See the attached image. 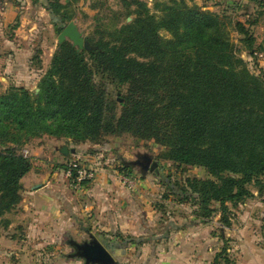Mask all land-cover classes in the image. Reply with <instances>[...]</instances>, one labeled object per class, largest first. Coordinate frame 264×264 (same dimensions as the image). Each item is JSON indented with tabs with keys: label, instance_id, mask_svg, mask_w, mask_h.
Returning a JSON list of instances; mask_svg holds the SVG:
<instances>
[{
	"label": "trees",
	"instance_id": "1",
	"mask_svg": "<svg viewBox=\"0 0 264 264\" xmlns=\"http://www.w3.org/2000/svg\"><path fill=\"white\" fill-rule=\"evenodd\" d=\"M37 1L53 24L71 19L69 3ZM170 1L156 4L157 17L142 0H122V14L132 20L85 39L89 51L67 41L57 46L37 94L20 87L0 94V217L22 201L20 181L33 168L23 148L43 136L79 144L128 134L162 147L165 161L205 169L213 180L181 186L160 179L170 192L165 198L197 197V219H208L217 203L228 224L226 203L250 197V184L264 188V78L248 69L238 46L264 62V42L257 44L245 23ZM122 241L146 239L109 242Z\"/></svg>",
	"mask_w": 264,
	"mask_h": 264
},
{
	"label": "rangeland",
	"instance_id": "2",
	"mask_svg": "<svg viewBox=\"0 0 264 264\" xmlns=\"http://www.w3.org/2000/svg\"><path fill=\"white\" fill-rule=\"evenodd\" d=\"M142 1L157 17L161 16V7L155 8L156 4L161 6L171 2L170 0ZM176 1L202 8L211 5L213 9L210 12L233 18L234 21L245 23L246 27L250 26L249 29L255 36L256 43H260L264 29V4L251 0H212L211 3L208 0ZM4 2L19 7L23 15L21 26L23 32H19L24 38L20 37V42H25L23 47L26 62L28 61L34 69H40L36 73V80L41 79L48 70L54 52L59 46L58 35L68 23L73 22L84 39H87L98 38L103 30H114L132 20V17L122 14V0H59L62 5L69 3L65 11L71 16V19L64 21L62 27L51 22L47 10L43 7V1L0 0V3ZM229 31L236 44L239 36L230 26ZM159 34L163 39L170 38L169 33L164 30ZM238 46L248 69L264 78L263 62L261 61V64L259 60L243 52L245 48L241 44ZM95 79L100 82V79ZM36 83L29 87L30 93L39 92V89L34 91ZM109 90L112 98L122 103L112 85ZM63 146L68 150L66 155L61 152ZM23 150H27L26 155L22 154L31 159L33 168L41 171L39 180L42 181L49 172L55 176L57 186L55 192L60 195L61 201L64 198L68 200V206L73 204V209H70L77 220L80 219L76 215L78 208L91 205L95 196L98 198L96 202L105 203L104 193L117 194L121 198L118 200L119 206L125 207V200L129 194L127 202L133 203L128 205L129 209L141 211L149 218L150 223L144 226L139 231L140 235L136 237L118 233L115 235L117 238H145L146 242H200L201 256L208 257L209 252L215 250V256H218L217 264H240V256L264 253V188L259 190L258 186L250 184L248 185L250 197L237 204L227 202L225 218L228 224H222V214L217 203L210 205L217 211L208 219L202 220L196 218L198 212L196 196L182 199L169 194L167 198L164 197L170 192L161 178L170 179L172 183L181 186L188 180H213V178L201 167L182 166L163 160L159 157L163 148L153 141H140L123 134L104 136L97 143L74 144L66 138L43 136L33 139ZM142 156H148L157 162L156 174H153L154 172L143 174L138 166L132 165ZM72 162L94 174L93 179L81 184L80 188L74 187L73 179L65 170ZM31 183L35 182L28 179L24 186L20 183V194L25 203H20L11 212L0 217V264H66L75 254V249L69 242L83 243L90 239V235L84 231L87 225L82 228V224L79 226L78 221L72 218L73 223L71 222L72 225L68 227L60 225L54 229L55 226L46 224L44 227L49 230L30 229L28 222H31L32 218L25 216L27 212L21 205L24 206L28 201L24 191L30 189ZM46 183L44 186L47 185ZM43 189V193L48 194L45 187ZM63 203L58 204V209L64 210ZM29 205L30 211H33V203ZM144 208H152L148 212L149 215L147 211H143ZM167 228L169 231L164 233ZM105 235L97 233L94 237L109 249L114 264H128L123 257L128 255L129 250L126 249L120 256L115 255L113 248L108 247L111 243L109 241L114 239L108 241ZM119 243L131 248L144 242ZM188 249L192 250V247ZM212 258L206 259L205 264H213L214 258Z\"/></svg>",
	"mask_w": 264,
	"mask_h": 264
},
{
	"label": "crops",
	"instance_id": "3",
	"mask_svg": "<svg viewBox=\"0 0 264 264\" xmlns=\"http://www.w3.org/2000/svg\"><path fill=\"white\" fill-rule=\"evenodd\" d=\"M211 1L208 0L209 3ZM199 5L202 6V4ZM208 6L203 7V9L212 11L213 7L211 5ZM22 16L19 7L12 6L6 2L0 3V94L5 93L10 87H20L30 91L29 87L36 82L34 91L36 92L38 89L40 79L36 80L35 77L40 69H34L28 61L26 62L23 47L25 42H20V37L24 38L19 32L22 31ZM262 42H264V29L259 44ZM40 174L41 171L32 168L20 181L22 186L26 184V180L28 181V179L35 182L31 183L30 189L24 191V195H26L28 201L24 206L21 205L22 209L27 212L25 216L32 218L31 222H28L30 229L44 230L46 229L44 227L46 224L55 226L54 229H57L60 225L61 227L63 225L65 227L72 225V218L75 221L77 220L72 215L73 212L70 209H73V204L68 206L66 198L62 201L60 200V195L58 196L57 192H55L57 190L55 176H52L49 172L41 181L38 178ZM45 183L47 184L46 186H44ZM36 186L39 187L36 188ZM43 187H45V191H48V194L43 193ZM103 197L106 198L105 203L96 202L95 200L98 198L95 196V200H92L91 205H86L85 208H78L77 210L76 215L80 218L77 220V223L79 226L82 224V228H85V225H87L84 231L88 235L95 236L97 233H104L106 234L104 237L108 241L113 239L118 240L119 238L115 236L118 233L136 237L140 235L139 231L144 226L149 225V218L144 216L141 211L129 209L128 205L133 204L132 201L131 203L127 202L129 194L125 200V207L119 206L118 200L121 198L117 194L104 193ZM22 202H24L23 198ZM60 202H64V210L58 209ZM30 203H33V211L29 209ZM151 210L152 208L143 209L147 213ZM99 237L101 236L99 235ZM112 243L115 255L120 256V254H124L126 249L129 250L128 255L123 257L125 258L124 261H127L128 264H205L206 259L214 258L216 254V251L212 250L213 252L210 251L208 257L206 256L207 258L205 256V258L202 257L200 242H144L131 248L124 247L119 242ZM190 247H192V250L188 249ZM239 259L240 264H264V253L257 252V254L254 253L249 256H240ZM79 263L84 264L83 260L73 258L66 264Z\"/></svg>",
	"mask_w": 264,
	"mask_h": 264
},
{
	"label": "water",
	"instance_id": "4",
	"mask_svg": "<svg viewBox=\"0 0 264 264\" xmlns=\"http://www.w3.org/2000/svg\"><path fill=\"white\" fill-rule=\"evenodd\" d=\"M57 40L59 45L65 41H69L72 46L78 50H91L89 43L84 39L73 22L68 23L64 27V29L58 35ZM67 151V148L63 146L61 152L66 155ZM143 161L145 163L144 169L147 170L151 158L148 156L144 157ZM156 168L157 162L153 161L150 166V172L154 171ZM37 187L39 186H36V188ZM89 238L90 239L88 241L83 243H72V247L75 249L74 256L83 260L84 264H114V258L108 248L94 236L90 235Z\"/></svg>",
	"mask_w": 264,
	"mask_h": 264
},
{
	"label": "built area",
	"instance_id": "5",
	"mask_svg": "<svg viewBox=\"0 0 264 264\" xmlns=\"http://www.w3.org/2000/svg\"><path fill=\"white\" fill-rule=\"evenodd\" d=\"M256 1L258 3L264 4V0H251ZM257 59L261 61L262 55L256 54ZM22 153L24 155L27 154V151L23 150ZM67 175L73 179L72 184L75 188H80L81 184H84L88 181H91L94 177V174L85 168L80 167L76 162H72L68 165Z\"/></svg>",
	"mask_w": 264,
	"mask_h": 264
},
{
	"label": "flooded vegetation",
	"instance_id": "6",
	"mask_svg": "<svg viewBox=\"0 0 264 264\" xmlns=\"http://www.w3.org/2000/svg\"><path fill=\"white\" fill-rule=\"evenodd\" d=\"M144 157H147V156H142V157H140L138 160H136L135 162H133L132 163V165H134V166H138L140 169H141V171H142V173L144 174V173H146V172H150V166H151V164H152V162H153V160L151 159V161L149 162V165H148V169L147 170H145L144 169V167H145V163H144V161H143V158ZM144 164V165H143ZM157 169V168H156ZM155 169V170H156ZM154 170V171H155ZM154 171H152V172H150V173H153ZM89 240V239H88ZM87 240V241H88ZM72 243L73 242H69V244H70V246H72ZM82 243V242H81Z\"/></svg>",
	"mask_w": 264,
	"mask_h": 264
}]
</instances>
